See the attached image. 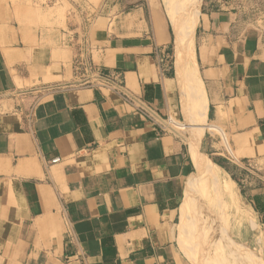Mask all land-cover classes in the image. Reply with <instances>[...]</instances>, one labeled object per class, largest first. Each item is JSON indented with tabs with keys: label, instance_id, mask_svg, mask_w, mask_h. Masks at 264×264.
<instances>
[{
	"label": "crops",
	"instance_id": "crops-1",
	"mask_svg": "<svg viewBox=\"0 0 264 264\" xmlns=\"http://www.w3.org/2000/svg\"><path fill=\"white\" fill-rule=\"evenodd\" d=\"M163 3L0 0V264H193L197 155L264 225V0H197L191 69Z\"/></svg>",
	"mask_w": 264,
	"mask_h": 264
},
{
	"label": "rangeland",
	"instance_id": "rangeland-1",
	"mask_svg": "<svg viewBox=\"0 0 264 264\" xmlns=\"http://www.w3.org/2000/svg\"><path fill=\"white\" fill-rule=\"evenodd\" d=\"M193 178L194 186L185 189L183 216L186 254L193 264H264V225L247 202L237 195L232 200L221 181L197 172Z\"/></svg>",
	"mask_w": 264,
	"mask_h": 264
},
{
	"label": "bare ground",
	"instance_id": "bare-ground-1",
	"mask_svg": "<svg viewBox=\"0 0 264 264\" xmlns=\"http://www.w3.org/2000/svg\"><path fill=\"white\" fill-rule=\"evenodd\" d=\"M163 2L165 3L163 4L164 7H166V12L171 21L174 32L177 63L180 66H186L188 69H191L194 64L192 55L191 20L197 0H163ZM194 131V138L197 140L200 137V131ZM213 165L215 166V164L208 162L203 156L197 155V157H195L197 173L221 181L223 188L226 190V193H229L232 200L236 195L240 197L236 192L233 182L227 176H223L222 173L213 170L211 167ZM194 184L195 179H189L187 185L194 186Z\"/></svg>",
	"mask_w": 264,
	"mask_h": 264
},
{
	"label": "built area",
	"instance_id": "built-area-1",
	"mask_svg": "<svg viewBox=\"0 0 264 264\" xmlns=\"http://www.w3.org/2000/svg\"><path fill=\"white\" fill-rule=\"evenodd\" d=\"M74 71L75 74L81 78L86 76L89 72H96L97 69L92 62L84 55L80 50L74 59Z\"/></svg>",
	"mask_w": 264,
	"mask_h": 264
}]
</instances>
